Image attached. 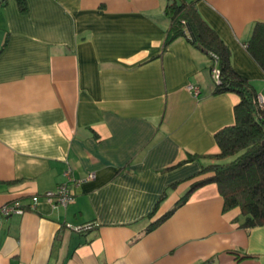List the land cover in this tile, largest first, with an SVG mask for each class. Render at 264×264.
<instances>
[{
    "label": "crops",
    "instance_id": "0c3cea01",
    "mask_svg": "<svg viewBox=\"0 0 264 264\" xmlns=\"http://www.w3.org/2000/svg\"><path fill=\"white\" fill-rule=\"evenodd\" d=\"M166 3L0 0V205L24 208L0 215V264H264V225L242 227L213 182L193 188L239 96L214 92L186 37L163 49ZM196 8L264 95L245 47L264 0ZM68 168L74 200L54 206Z\"/></svg>",
    "mask_w": 264,
    "mask_h": 264
},
{
    "label": "trees",
    "instance_id": "16d2710c",
    "mask_svg": "<svg viewBox=\"0 0 264 264\" xmlns=\"http://www.w3.org/2000/svg\"><path fill=\"white\" fill-rule=\"evenodd\" d=\"M198 1L167 0L164 15L168 28L163 49L177 37H186L208 56L210 72L218 68L214 92H233L239 101L233 107L234 123L215 134L219 152L200 171L207 176L193 188L213 182L223 198L224 210H239L242 227L261 226L264 225V107L257 102L258 94L249 80L232 66L228 45L200 15L196 8ZM17 4L21 12L26 10L25 0H17ZM245 47L264 70V22L254 24Z\"/></svg>",
    "mask_w": 264,
    "mask_h": 264
},
{
    "label": "built area",
    "instance_id": "2783aa9c",
    "mask_svg": "<svg viewBox=\"0 0 264 264\" xmlns=\"http://www.w3.org/2000/svg\"><path fill=\"white\" fill-rule=\"evenodd\" d=\"M213 77L215 78V81H218L219 78V70L217 67H214L211 70ZM188 89L192 90L195 94L198 93V88L194 85H189ZM258 99L261 101H264V95H259ZM63 176L65 177V181L63 183L58 184L55 191H47L44 193V198L51 202L54 206H61L66 207L70 202L74 200V195L70 191L69 185L71 183H74L75 179L72 176L71 169H66V171L63 173ZM88 178L92 179L94 178V174H91L88 176ZM76 182V181H75ZM78 183L76 182V185ZM38 201V196H33L32 198V205H34ZM24 211V208L17 206L15 204H5L0 206V215L2 216H10L13 213H22ZM95 224L93 223H87L79 226H71L70 224H66V227L68 229H71L72 231L76 232H85L94 227Z\"/></svg>",
    "mask_w": 264,
    "mask_h": 264
},
{
    "label": "bare ground",
    "instance_id": "6f19581e",
    "mask_svg": "<svg viewBox=\"0 0 264 264\" xmlns=\"http://www.w3.org/2000/svg\"><path fill=\"white\" fill-rule=\"evenodd\" d=\"M258 96H259V95H257V102L259 103L260 106L264 107V101L259 100V99H258ZM2 205H5V204H2ZM0 206H1V205H0Z\"/></svg>",
    "mask_w": 264,
    "mask_h": 264
},
{
    "label": "rangeland",
    "instance_id": "374dc122",
    "mask_svg": "<svg viewBox=\"0 0 264 264\" xmlns=\"http://www.w3.org/2000/svg\"><path fill=\"white\" fill-rule=\"evenodd\" d=\"M210 75H211V78L210 79H212V81L215 83V78L213 77V74H212V72H210ZM212 82V83H213ZM257 98V97H256Z\"/></svg>",
    "mask_w": 264,
    "mask_h": 264
}]
</instances>
